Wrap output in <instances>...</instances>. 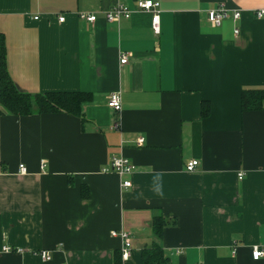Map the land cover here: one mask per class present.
<instances>
[{
    "label": "crops",
    "instance_id": "crops-1",
    "mask_svg": "<svg viewBox=\"0 0 264 264\" xmlns=\"http://www.w3.org/2000/svg\"><path fill=\"white\" fill-rule=\"evenodd\" d=\"M136 1L0 0L17 89L90 94L78 117L0 107V264H114L122 241L110 231L122 229L131 249L121 264H141L153 242L169 264H264L250 254L264 246V99L256 110L240 100L242 90H264V16L253 15L264 0H155L157 34L145 11L104 18ZM218 4L240 18L212 26L207 11ZM116 91L118 112L106 105ZM119 156L130 174L101 171ZM156 215L167 221L158 240Z\"/></svg>",
    "mask_w": 264,
    "mask_h": 264
},
{
    "label": "trees",
    "instance_id": "trees-1",
    "mask_svg": "<svg viewBox=\"0 0 264 264\" xmlns=\"http://www.w3.org/2000/svg\"><path fill=\"white\" fill-rule=\"evenodd\" d=\"M90 99L86 92L49 91L29 94L22 92L11 81L5 67V46L2 32H0V107L3 112L11 115H28L32 113H56L64 111L76 117L81 115L82 105ZM264 90L246 89L241 91L240 100L243 110L261 108ZM208 104L203 102L201 114L206 116ZM82 197H86V189L81 187ZM167 221L156 215L151 221V232L158 239L161 238ZM141 264H169L168 257L163 254L158 242L141 250ZM114 264H121V257L114 260Z\"/></svg>",
    "mask_w": 264,
    "mask_h": 264
},
{
    "label": "built area",
    "instance_id": "built-area-1",
    "mask_svg": "<svg viewBox=\"0 0 264 264\" xmlns=\"http://www.w3.org/2000/svg\"><path fill=\"white\" fill-rule=\"evenodd\" d=\"M158 2L155 0H137L135 2V6L133 8H129L124 4H115L109 10L105 12L104 18L109 22H119L121 19H128L132 12L141 10L151 14L150 24L154 33L159 32V8ZM253 15L255 18H262L264 16V8H256L253 10ZM80 19H83L87 22H93L96 19V16L91 13L79 12L78 14ZM36 18V17H35ZM231 18L233 21H236L240 18V10H230L223 6L222 4H218L216 7L207 11V20L212 26H219L224 19ZM64 20V16H58V21L62 22ZM238 29H234V33H237ZM128 60L127 54H121L119 56V64H124ZM120 94L119 92H111L108 94L106 98V105L112 111L118 112L120 110ZM117 127V124L114 125V128ZM143 143V138L138 137L136 140L137 145H141ZM198 165V160L191 159L186 163L185 169L189 172L195 170ZM134 169V165L125 157H113L111 158L109 164L101 169L102 172H114L118 175L130 174ZM26 168L23 164L18 165V174H25ZM242 176L241 173L238 174V178L240 179ZM123 187L130 186V181L125 180L121 184ZM110 235L117 236L122 241V246L120 249V257L121 262L126 260L130 254L131 243L129 232L122 230H112L110 231ZM234 245V243H233ZM3 252H22L21 248H15L11 246H3ZM39 258L44 261H49L51 259V253L46 250H39L33 252ZM251 258L253 260H258L259 258L264 257V246H260L258 244H254L251 247Z\"/></svg>",
    "mask_w": 264,
    "mask_h": 264
}]
</instances>
